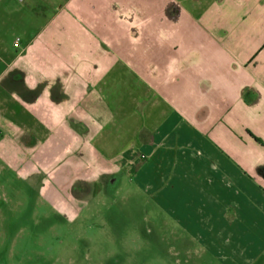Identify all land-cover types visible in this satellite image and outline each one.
I'll list each match as a JSON object with an SVG mask.
<instances>
[{"label": "crops", "instance_id": "1", "mask_svg": "<svg viewBox=\"0 0 264 264\" xmlns=\"http://www.w3.org/2000/svg\"><path fill=\"white\" fill-rule=\"evenodd\" d=\"M29 1L41 25L0 53V160L71 218L122 171L149 191L204 177L195 236L256 262L264 0Z\"/></svg>", "mask_w": 264, "mask_h": 264}, {"label": "rangeland", "instance_id": "2", "mask_svg": "<svg viewBox=\"0 0 264 264\" xmlns=\"http://www.w3.org/2000/svg\"><path fill=\"white\" fill-rule=\"evenodd\" d=\"M28 1L0 0V53L41 25V3ZM124 173L83 186V208L71 218L45 199V177H19L0 160V264L239 263L233 244L195 236L197 208L211 203L199 191L204 177L199 189L182 174L149 191ZM252 264H264V254Z\"/></svg>", "mask_w": 264, "mask_h": 264}, {"label": "built area", "instance_id": "3", "mask_svg": "<svg viewBox=\"0 0 264 264\" xmlns=\"http://www.w3.org/2000/svg\"><path fill=\"white\" fill-rule=\"evenodd\" d=\"M19 2H24V0H18ZM19 42H20V39H17L16 43H15V46L18 47L19 46Z\"/></svg>", "mask_w": 264, "mask_h": 264}]
</instances>
